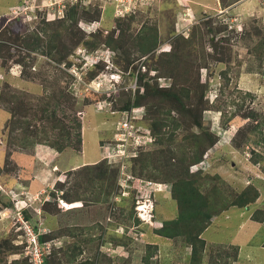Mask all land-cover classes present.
I'll list each match as a JSON object with an SVG mask.
<instances>
[{"label": "rangeland", "instance_id": "obj_1", "mask_svg": "<svg viewBox=\"0 0 264 264\" xmlns=\"http://www.w3.org/2000/svg\"><path fill=\"white\" fill-rule=\"evenodd\" d=\"M224 1L223 3L233 0ZM125 2L121 5L122 7L124 5L127 7L129 4V7L136 9L133 13L135 18L132 21H130L129 15L121 17L122 13L119 14L121 16L116 17L118 8L121 7L119 0H97L90 5L99 4L101 6H99L102 12L100 21L105 34L111 32L110 30L116 26L120 30L116 23L120 21V17L123 19L120 23L121 28L125 30L124 35L126 38L129 37L130 41L137 39L143 31L147 32L145 29L157 25L161 43L156 49L157 52L153 51L156 53L170 51L172 48L170 42L173 40L174 34L189 36L194 26L210 18L208 15H211L214 20L211 22L212 30L206 33L205 24L201 27L206 35V51L213 52L214 49L211 47L208 37L214 34L213 29L226 24L225 30L218 33L216 37L230 39L229 44L225 42L231 47L229 55L225 58L230 64L217 63L208 59L206 67L200 69L202 80L209 84L207 95L212 106L205 113V124L220 136L218 144L221 143L214 151H210V154H205L209 162L204 168L205 172L220 175L219 180L211 179L207 182L209 184L218 182L225 191L230 189L237 191L246 186L251 179H264V170L260 168V163L255 164L251 160L253 147L264 153V54L259 55L260 51L264 53V46H258L260 41L264 43V0H245L242 5L238 4V12L245 13L241 18L243 27L251 34L246 37H244L246 30L238 32L235 28H230L231 22H223L222 17L215 13L216 0H203L205 3L199 5L194 3V0H125ZM31 3L34 6H26ZM42 3L43 5H41ZM246 4L253 6L254 9L248 8L246 12L242 9ZM35 5L41 6L38 8ZM44 5L49 4H45L43 0H0V30L8 25L6 20L8 17L12 21L9 26L11 28L10 35L18 31L32 30L37 27L45 14L54 12L53 7L55 11L57 9V5ZM188 6L199 12L200 9L204 10L206 7L207 9L204 11L207 12L206 14L201 12L203 16L197 18L196 15L189 12ZM240 6H242L241 9ZM239 13L237 15L241 17ZM180 15L184 18L185 25H190L188 33L177 32L175 29L177 22L180 23L178 21ZM50 19L52 16L47 18V20ZM255 19L258 20L257 23L254 22ZM81 23L88 24L93 28L96 25L86 19H83ZM85 25L83 26L86 27ZM255 25L262 29V34L254 32L253 26ZM128 26L130 28H127ZM183 27L185 26L181 24L179 31ZM172 28L176 33L171 34ZM132 47L131 56H129L132 63L134 59L136 60L134 64H129L128 69L124 67L127 64L124 58L119 59V64L115 63L114 52L106 46L97 49V52L96 50L88 52L86 48L79 46L71 55L73 64L70 70L76 77L71 91L77 96V99L81 96H89L90 102L83 107L82 111L83 143L80 152L67 149L56 154L44 144H36L29 150L14 145L10 146L7 134L3 131L9 114L0 108V240L11 237L14 244L24 245L17 253L6 256L8 262L19 259L21 264H32L30 257L26 254L28 243L18 219V213L22 207H25L23 210H28L32 218V225H36L42 233L51 231L54 233L55 238L51 241L54 245L52 248L57 249L58 252L55 254L56 257L49 258L51 264H59L60 259L61 264H73L66 263L64 258L65 248L73 241H77L85 250L77 257L76 262L87 257L97 256V264H144L142 258L147 252L149 241L152 240L151 236L155 234V228L161 227L162 221L176 217L178 205L171 196V185L160 180L138 176L139 174L134 172L136 170H133L135 164L133 159L124 161L125 168L122 173L121 161L118 162L119 157L115 156L116 153H123L122 150H118L115 139L117 137L115 134L120 127L119 121L124 117L121 107L129 97L137 95L140 72L148 71L151 76L156 73L155 70H150V59L147 58L153 52L142 58H137L141 55L135 51L138 50V47L135 43ZM13 51L15 52V49ZM94 53L101 56L99 64L102 68L94 80L85 83L84 75L88 72L87 69L92 66L91 57ZM124 57H126L125 54ZM260 57H263L262 61ZM35 65L38 69L33 71L42 70L43 73L34 81H27L21 76L22 66L19 64H12L9 69L11 77L8 80L21 89L26 88L32 93H40L42 78H49L52 81L60 72L53 65L45 63L42 56L38 57ZM135 65L138 67L135 68ZM227 66L231 69L228 74L229 82H226V77L221 74V71ZM6 72L7 69L2 66L0 60V74L6 78ZM131 72H134V77ZM1 82L2 78L0 77ZM158 82L161 86H167L171 79L161 77ZM82 83L85 86L84 90L81 88ZM252 109L258 111L256 120L252 116L244 117ZM143 112L146 114V109L139 107L137 115ZM225 123L230 125H225ZM240 130L241 134H239ZM244 134L246 136H243ZM235 137L238 138H236L237 142L242 140L241 148L235 147ZM152 144L142 147L143 151L153 152L158 156V161H165L166 153L163 150L160 151V145L156 148ZM114 145L116 150L114 156H111ZM9 146L14 149L11 155L8 154ZM51 152H54L55 156H52ZM262 157L264 160V156ZM103 159H106L111 166L120 165L117 179L119 187L116 188L111 199L114 202L110 208L109 204H90L79 207L81 203L71 204L62 198L55 200L50 195L51 192L56 191L58 181H68V185L80 181L82 177L77 172L71 171L70 167L84 162L93 164ZM86 163L84 164L86 165ZM138 165L139 163L135 165L137 170L139 169ZM78 188L83 193L85 186ZM58 194L61 195L62 191H58ZM141 194L143 196H140ZM46 200L53 201L51 207L53 210L44 213L42 207ZM65 202L67 205H64ZM133 204L134 206H132ZM139 204H141L140 208ZM68 205H71V208ZM148 205L153 206L152 219L148 208H146ZM259 208L264 210V187L261 196L251 208L242 210L239 207H232L214 217L212 224L203 234L208 244H212L210 247H215L214 255L220 247L222 249L219 250L224 253V251L232 250L231 245H237L239 246V258L232 264H264V223L255 222L251 217ZM131 212L132 216H130ZM140 213H142V217ZM137 218L140 220L139 223L136 221ZM97 220H100L106 228L85 230V233H79L75 237L68 233L69 225L85 227L94 225ZM157 220L160 222H156ZM112 236L115 237L114 240L111 239ZM87 239L90 240L86 241ZM118 241L120 244L117 243ZM122 242L125 243L122 244ZM159 243L156 255L151 259L152 264H187L190 248L187 249L181 239L174 240V242L163 240ZM60 247H63L64 250L59 251ZM208 254L209 251L205 256L204 264H209ZM26 257L28 260L27 263H24L23 259ZM223 259L220 258L221 262Z\"/></svg>", "mask_w": 264, "mask_h": 264}, {"label": "trees", "instance_id": "obj_2", "mask_svg": "<svg viewBox=\"0 0 264 264\" xmlns=\"http://www.w3.org/2000/svg\"><path fill=\"white\" fill-rule=\"evenodd\" d=\"M223 2L225 1L223 0ZM99 6V4L83 5L79 2L68 3L62 17H58L55 13L45 14L37 27L30 31H18L13 35H10L11 28L9 27L12 21L10 17L6 19L8 25L0 30V60L2 66L7 69L6 78L0 74L2 78L0 108L9 114L3 131L7 134L10 146L14 145L29 150L36 144H44L60 153L67 149L77 152L82 150V111L83 107L90 102L89 96H81L77 99V96L71 91L74 85L73 81L76 79L70 70L73 64L71 55L74 54L77 47L82 46L88 52L102 46L109 47L114 52L116 64H119V59L124 58L127 62L124 65L126 69L136 60L134 59L132 63L130 59L134 43L138 47V50L135 51L141 54L137 58L147 56L153 51L157 52L156 49L161 43L157 25L145 29L147 32L143 31L144 34L140 33L133 41L124 35L125 30L120 25L123 20L121 17L120 21L116 22L120 30L116 26L106 34L102 27H99L96 32L85 31L80 26V22L83 19L88 22L100 20L102 12L101 6ZM127 15H129L130 21L134 20L133 13H128L125 16ZM50 16L53 20H47ZM208 16L210 18L193 27L189 36L174 34L176 31L172 25L174 28H172L171 34H174V38L170 42L171 50L160 53L153 52L150 57H147L150 59V70H155V75H149L148 71L140 72L137 95L129 97L121 107L122 113L125 110L131 111L139 107L146 109V114L144 113L139 120L140 124L154 136L155 140L152 145L156 148L160 145V151L163 150L166 153L165 161L162 162L158 161V156L153 152L143 151V148H140L138 155L131 158L135 161L133 170L136 171L134 172L140 177L169 183L171 196L178 205L176 217L162 221V226L155 228V234L151 236L152 240L149 241L147 252L142 258L144 264H152L151 259L156 255L155 252L159 248L160 241L172 240L174 242V240L180 239L185 247L190 248L187 264H204L208 251L209 264L234 263L239 258V246L231 245L232 250L224 251V253L220 251L222 249L220 247V250L218 249L214 255L215 247H210L212 244H208L203 234L212 224L214 217L220 213L232 207L247 210L255 205L264 187V179L259 178L251 179L240 190L230 189L227 190L228 192L222 189L218 182H213V184L207 182L211 179L219 180L220 175L205 172L204 168L209 163L205 154H210L209 152L214 151L221 143L218 144L220 136L205 124V113L212 106L207 95L209 84L202 80L200 69L206 67L208 59L228 64V59L225 58L231 51L230 45L225 44V42L229 44V38L216 37L218 33L225 30L226 24L213 29L214 34L208 37V40L214 50L209 53L206 51V35L202 31L201 25L205 24L206 33L212 30L211 22L214 20L211 15ZM254 22L257 23L258 20L255 19ZM243 30H246L244 37L251 35L247 29L243 28ZM253 30L256 34H262V29L256 25L253 26ZM258 46L263 47L264 43L260 41ZM263 54L262 51L259 52L260 56ZM39 56L44 58L45 63L53 65L60 72L52 81L49 78H42L40 93H32L26 88L21 89L8 80L11 77L9 69L12 64L22 66L21 76L27 81H34L40 77L43 73L42 70L33 71L38 69L35 64ZM260 60L262 61L263 57H260ZM147 62L149 63V60ZM137 67L135 65V68ZM101 68L99 62L89 67L88 72L84 75L85 83L94 80ZM230 70L227 66L221 71V74L226 77V82L230 81L228 76ZM131 73L134 77V72ZM161 77L170 78V84L161 86L158 82ZM81 88L85 89L84 83ZM257 115L258 111L252 109L244 117L252 116L256 120ZM225 125L230 124L225 123ZM239 134H241V130ZM245 134L243 136H246ZM237 137L234 139V141L236 140L234 145L236 148H241L242 140L237 142ZM10 146L9 155L14 150ZM251 150L253 153L252 162L260 163V168L264 170L262 157L264 153L254 147ZM137 163H139L138 170L135 166ZM120 165L111 166L106 159H103L97 163L71 169L82 177L80 181L72 185H68V181H58L56 191L51 192L50 195L55 200L62 198L71 204L81 203L79 207L90 204H109L110 208L114 202L111 199L116 188L119 187L117 179ZM83 185L85 188L81 193L78 187ZM58 191H62V194L59 195ZM52 205L53 201L46 200L43 203V212H51ZM64 205L67 203L65 202ZM23 214L24 218L31 223L32 218L28 210L24 209ZM130 216H132V212ZM251 217L255 222L264 223V210L257 209ZM136 221L140 222L138 218ZM76 226L69 225L67 227L68 233L73 237L79 233H85V230L106 228L100 220H97L94 225ZM33 227L40 233L41 242L54 240L55 236L52 231L42 233L36 225ZM111 239L114 240L115 237L112 236ZM117 243L120 244V241ZM124 243L122 242V244ZM23 247L24 245L14 244L11 237L1 239L0 264H21L19 259L8 262L6 256L17 253ZM62 250H64L63 247H60L59 251ZM57 252V249L52 248L50 253H46L44 264H51L49 258L56 257ZM83 252L85 250L82 245L73 241L64 251L66 263L97 264V256L87 257L76 262L77 257ZM220 258H224L222 262ZM27 260V257L23 259L24 263H27ZM58 263H62L61 259Z\"/></svg>", "mask_w": 264, "mask_h": 264}, {"label": "built area", "instance_id": "obj_3", "mask_svg": "<svg viewBox=\"0 0 264 264\" xmlns=\"http://www.w3.org/2000/svg\"><path fill=\"white\" fill-rule=\"evenodd\" d=\"M97 0H46L44 1L45 4H49V5H44V6H53V5H57V9L55 11L54 7L52 8L54 10V12L58 17H62L64 15V11L65 8L67 7V4H73V3H81L83 5H87V4H91L93 2H95ZM125 0H119V6L125 4ZM51 4V5H50ZM43 5V3L41 4ZM41 5H35L36 7L41 6ZM39 8V7H38ZM135 7H126L124 5V7H119L118 8V13H116V17L117 16H121L119 14H123L121 17L125 16L128 13H132L135 12L136 9H134ZM50 13V12H49ZM219 15L222 17V21L226 22V23H230V28H235L238 32H242L243 31V24L241 22V17H239L238 15H233V16H222V12L219 13ZM90 23H95L96 25L95 28L90 27V25H85L84 23H81V26L83 27V29H85L87 32H94L97 30V28L100 26V21H93ZM83 25H85L86 27H84ZM190 30V25H186L185 27H183V29L181 31H179L178 28V32H183V33H188ZM98 50H96L97 52ZM93 60L92 66L93 64H96L97 62H99L101 60V56L97 55V54H93V56L91 57ZM72 72V71H71ZM98 107V106H97ZM100 107V105H99ZM98 107V108H99ZM137 109L134 110H125L123 111V119L121 121H119L120 123V127L118 128V132L115 134L117 135V137H115L116 139V145L118 146V150L119 151H123V153H116L115 156L119 157L117 159L118 162L121 161V172L124 173L123 169L125 168V163L124 161L127 159H131L132 157H136L139 153V149L144 147L145 145H149L152 144L155 140L154 136L151 134V132L143 127V125L140 124V122H138L137 120H141V118L143 117V114L138 113L137 115ZM118 141V143H117ZM113 151H112V155L115 153L116 147L115 145L112 146ZM127 177L129 178V175H127ZM149 184V182H148ZM24 202V201H22ZM139 208L141 207V204L138 205ZM23 208L19 211V222H21V228L24 231V234L26 236V240H27V250H26V254L30 257L31 263L32 264H44L45 263V257L44 255L46 253H50L51 249H52V242L51 241H45V242H41L40 238H39V234L33 227V225L26 220L23 216ZM149 210V214H151V219L153 218L152 216V212H153V206L152 205H148ZM139 211H141V209H139ZM142 213H140V216Z\"/></svg>", "mask_w": 264, "mask_h": 264}, {"label": "crops", "instance_id": "obj_4", "mask_svg": "<svg viewBox=\"0 0 264 264\" xmlns=\"http://www.w3.org/2000/svg\"><path fill=\"white\" fill-rule=\"evenodd\" d=\"M181 1V0H180ZM243 1L245 2V0H233V1H230V2H226V3H223V0H216V6H215V8H216V12L215 13H220V12H222V16L224 17V16H233L235 13H236V15L239 13L238 12V10H239V8H237L238 7V4L240 3L241 5L243 4ZM194 3H196V4H203V3H205V2H203V0H194ZM226 4V5H225ZM205 6H207V4H204ZM189 8H187V9H190V11L189 12H191V14H194V15H196L197 16V18L199 17H202L203 16V14H206V12L207 11H204L205 9H207L206 7H204V10H201L200 9V12L198 11V10H196V9H194L193 7H191V6H188ZM242 8V6H240V9ZM248 8H250V9H254L253 8V6H251V5H249V4H246L242 9H244V10H246V12H247V10H248ZM185 10V9H184ZM240 11H242V10H240ZM184 12H186V11H184ZM201 12H204L203 14H201ZM186 14V13H185ZM239 14H241V18L243 17V15L245 14L244 12H241V13H239ZM248 14H249V12H248ZM181 15H183V14H181ZM181 15H180V17L178 18V21L180 22V23H178L177 22V25H176V28L175 29H178L179 28V26L181 25V24H183V26H186L185 25V22L183 21L184 20V18H182L181 17ZM175 27V26H174ZM44 146H46V145H44ZM50 150H52V151H54L56 154H60V152H58V151H56L55 149H53V148H51L50 147ZM52 153L51 152V155L52 156H55V153ZM57 156V155H56ZM84 163H86V162H84ZM84 163H82V164H80V165H82L83 166V164ZM86 164H88V163H86ZM57 165V164H56ZM80 165H76V166H73V167H70V169H74V168H77V167H80ZM85 165V164H84ZM22 168V167H21ZM68 169V168H67ZM242 214H244V212H242ZM155 220H156V218H155ZM156 222H160L159 220H157ZM187 249H189L188 247H186ZM178 252V251H177ZM176 252V253H177Z\"/></svg>", "mask_w": 264, "mask_h": 264}, {"label": "clouds", "instance_id": "obj_5", "mask_svg": "<svg viewBox=\"0 0 264 264\" xmlns=\"http://www.w3.org/2000/svg\"><path fill=\"white\" fill-rule=\"evenodd\" d=\"M43 1H46V0H43ZM95 2H93V3H91V4H94ZM87 5H90V4H87ZM30 6H34L32 3L31 4H29L27 7H30ZM132 13H134V12H132ZM98 21H100V20H98ZM82 22V21H81ZM81 22H80V26H81ZM91 22V21H90ZM82 27V26H81ZM99 27H101V21H100V26ZM98 27V28H99ZM83 28V27H82ZM98 28H97V30H98ZM85 30V29H84ZM96 30V31H97ZM177 30V32H178V29H176ZM86 31V30H85ZM96 31H94V32H96ZM89 33V32H88ZM91 33V32H90Z\"/></svg>", "mask_w": 264, "mask_h": 264}]
</instances>
